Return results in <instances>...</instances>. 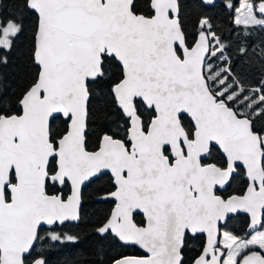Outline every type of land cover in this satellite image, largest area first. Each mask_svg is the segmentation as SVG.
<instances>
[{
  "label": "snow or ice",
  "instance_id": "obj_1",
  "mask_svg": "<svg viewBox=\"0 0 264 264\" xmlns=\"http://www.w3.org/2000/svg\"><path fill=\"white\" fill-rule=\"evenodd\" d=\"M223 6L245 34L264 30V0ZM181 12L179 0H21L0 21L7 63L33 19L34 66L21 96L0 99V264H47L37 249L45 226L79 221L82 187L107 173L112 207L95 230L142 250L110 264H184L189 241H200L190 264H264V132L254 127L264 80L243 86L208 16L189 43ZM101 81L115 120L89 150ZM234 181L237 193L218 194ZM240 213L246 236L221 232Z\"/></svg>",
  "mask_w": 264,
  "mask_h": 264
},
{
  "label": "trees",
  "instance_id": "obj_2",
  "mask_svg": "<svg viewBox=\"0 0 264 264\" xmlns=\"http://www.w3.org/2000/svg\"><path fill=\"white\" fill-rule=\"evenodd\" d=\"M179 2L182 5L181 22L189 43H191L193 26L198 17L208 16L213 31L225 45L227 62H230L233 72L238 76L243 86L246 89L260 87V81L264 80V58L260 55L261 49L264 48V30L259 27L249 28L248 34H245L242 26L238 27L233 23L229 11L223 6L225 0L213 7L204 8L196 6L199 0H179ZM232 2L237 6L239 0H232ZM20 3L21 0H0V21L13 18L12 14L19 11ZM32 28L33 19L25 16L23 31L16 40L12 51L7 54V63L3 62V54L0 50V99L14 102L23 94L33 78L34 66L30 59ZM241 48L247 49V55H241ZM221 63V61H216L214 67ZM108 84V81H101L92 86V105L96 119L90 121L89 150L94 147L97 134L115 120L114 115L104 102V93ZM105 113L107 118H103ZM254 127L257 131L264 132V119L257 118ZM109 185L110 176L108 175H102L92 181L82 192L80 220L76 223L56 226L54 229L42 233L45 239L37 243V249L46 259L47 264H110L113 256L141 255L134 246H121L113 238L100 237L95 230L104 221L112 207L111 202L96 201L98 197L107 193ZM240 188V182L234 181L227 192L218 194L227 197L237 193ZM68 191L69 189L65 190V194ZM140 222L138 219L137 223ZM246 225L247 219L240 216L237 220L229 221L223 229L241 237L245 233ZM49 231L56 232L61 236L72 235L76 237V240L74 242H54L47 235ZM199 244L200 241H189L183 250L184 264H190Z\"/></svg>",
  "mask_w": 264,
  "mask_h": 264
},
{
  "label": "water",
  "instance_id": "obj_3",
  "mask_svg": "<svg viewBox=\"0 0 264 264\" xmlns=\"http://www.w3.org/2000/svg\"><path fill=\"white\" fill-rule=\"evenodd\" d=\"M222 2V0H214V4L213 5H207V6H205V7H213L215 4H218V3H221ZM102 175H108V176H110V173H107V174H101V175H99L98 177H95V178H93L90 182H88L87 184H86V186H88L92 181H94L95 179H97V178H99L100 176H102ZM86 186H83L82 187V192H83V189L86 187ZM70 190V189H69ZM105 195V194H104ZM104 195H102V196H100V197H98L97 199H96V201L97 202H101V203H104V202H111V201H108V200H104L103 199V197H104ZM238 215H243V216H246L245 214H243V213H240V214H237V215H234V216H232V217H230V218H233V217H236V216H238ZM229 218V219H230ZM228 219V220H229ZM228 220H227V222H228ZM77 221H75V222H65V224L66 223H76ZM227 224V223H226ZM226 224H221V229L224 227V226H226ZM56 226H61V225H59V224H57V225H53V226H51V228H49V226H45V229L46 230H52V229H54ZM250 230L248 229V227H247V230H246V233H248ZM245 236H246V234H245ZM118 241V240H117ZM119 242V241H118ZM120 243V242H119ZM135 248H137L139 251H140V253L142 254V250L141 249H139L138 247H136V246H134Z\"/></svg>",
  "mask_w": 264,
  "mask_h": 264
},
{
  "label": "flooded vegetation",
  "instance_id": "obj_4",
  "mask_svg": "<svg viewBox=\"0 0 264 264\" xmlns=\"http://www.w3.org/2000/svg\"><path fill=\"white\" fill-rule=\"evenodd\" d=\"M240 216H243V215H238V216H236V217L230 218V219L228 220V222H229V221L237 220L238 217H240ZM243 217L246 218V216H243ZM228 222H227V224H228ZM224 227H225V226H224ZM224 227H223V228H224ZM223 228H222V229H223ZM222 229H221V230H222ZM246 230H247V225H246L245 233L243 234V236L246 234Z\"/></svg>",
  "mask_w": 264,
  "mask_h": 264
},
{
  "label": "rangeland",
  "instance_id": "obj_5",
  "mask_svg": "<svg viewBox=\"0 0 264 264\" xmlns=\"http://www.w3.org/2000/svg\"><path fill=\"white\" fill-rule=\"evenodd\" d=\"M237 6H239V2H238V5ZM260 230H264V229H260ZM223 231H227V230L222 229L221 232H223ZM49 232H52V231H49ZM61 237L63 238V236H61ZM241 237H245V235L244 236H241ZM58 242H61V241H58ZM63 242H70V241H63Z\"/></svg>",
  "mask_w": 264,
  "mask_h": 264
}]
</instances>
